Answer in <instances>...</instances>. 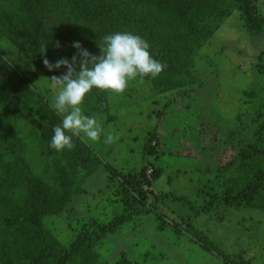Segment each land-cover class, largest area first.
<instances>
[{
  "label": "trees",
  "instance_id": "obj_1",
  "mask_svg": "<svg viewBox=\"0 0 264 264\" xmlns=\"http://www.w3.org/2000/svg\"><path fill=\"white\" fill-rule=\"evenodd\" d=\"M260 1L0 0V34L48 79L62 75L66 68L50 72L45 59L71 62L77 56L79 63L74 42L98 56L105 35L131 32L141 36L153 58L164 65L162 72L155 78L130 81L121 94L93 89L83 101L85 115H107L106 122H110L115 119L110 111L123 97L131 99L138 84L143 83L153 96L194 86L198 81L195 56L234 13L248 36H264ZM1 55L5 56L0 50V264H102L96 248L124 225L142 214H156V203L162 200L187 203L185 197L171 193L159 194L151 205L145 197L137 202L138 176L122 175L80 137L73 138L71 149L56 152L50 148L52 130L62 116L32 88L21 68ZM245 97V109L235 118L239 133L231 131L228 136L229 145L236 148L234 156L201 186L207 200L202 207H194L195 214L243 208L264 213V82ZM24 109L33 115L25 124L17 114ZM142 150L147 157L158 154L147 143ZM101 167L109 180L120 181L123 209L107 223L96 219L82 223L64 244L45 219L59 218L71 209ZM139 175L144 176V168ZM158 216L160 220L162 215ZM196 239L206 251L223 256L213 243L207 246L202 237Z\"/></svg>",
  "mask_w": 264,
  "mask_h": 264
},
{
  "label": "rangeland",
  "instance_id": "obj_2",
  "mask_svg": "<svg viewBox=\"0 0 264 264\" xmlns=\"http://www.w3.org/2000/svg\"><path fill=\"white\" fill-rule=\"evenodd\" d=\"M259 7L264 15V0ZM0 50L51 104L56 90L47 76L1 34ZM5 56L1 58L6 60ZM195 72L194 86L166 95H150L143 83L138 84L131 99L115 103L110 111L113 121L106 122L107 115L95 117L103 129L97 142L80 138L122 175L138 176L137 202L145 197L151 205L161 193L187 200H162L156 203V214L137 216L101 242L96 251L102 264H264L263 212L243 208L195 214L194 208L207 200L201 186L234 156L236 148L229 145L228 136L231 131L239 133L236 115L245 109V93L264 82V36H248L234 13L198 51ZM17 114L23 124L33 116L27 109ZM108 133L118 138L105 143ZM146 143L158 154L144 156ZM142 168L145 179L139 175ZM120 190V181L109 180L101 167L71 209L59 218H46V226L68 244L82 223L90 219L107 223L122 211ZM196 236L207 246L213 243L223 256L206 251Z\"/></svg>",
  "mask_w": 264,
  "mask_h": 264
},
{
  "label": "clouds",
  "instance_id": "obj_3",
  "mask_svg": "<svg viewBox=\"0 0 264 264\" xmlns=\"http://www.w3.org/2000/svg\"><path fill=\"white\" fill-rule=\"evenodd\" d=\"M78 50L71 62L61 58L55 63L43 61L48 71L66 68L60 76H52L50 86L56 90L50 107L62 120L53 128L50 148L61 152L73 147V138L80 137L95 143L101 138L103 129L95 117L85 115L83 101L93 89L111 94H121L129 82L138 77H157L164 65L153 58L149 43L131 32H115L105 35L99 48L100 54L93 55L82 48L79 42L72 44ZM44 52V50H43ZM118 137L108 133L105 143H112Z\"/></svg>",
  "mask_w": 264,
  "mask_h": 264
}]
</instances>
